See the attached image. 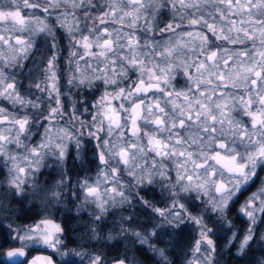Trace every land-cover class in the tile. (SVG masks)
<instances>
[{"label": "snow or ice", "instance_id": "obj_1", "mask_svg": "<svg viewBox=\"0 0 264 264\" xmlns=\"http://www.w3.org/2000/svg\"><path fill=\"white\" fill-rule=\"evenodd\" d=\"M68 86L100 95L89 105ZM49 168L56 183L33 179L29 193ZM157 187L162 206L144 195ZM41 195L45 212L67 199L88 213L82 239L100 249L69 248L50 214L0 219V264H140L104 255L119 236L154 264H221L233 249L237 264H264V0H0V212ZM189 225L175 261L156 246L179 247Z\"/></svg>", "mask_w": 264, "mask_h": 264}, {"label": "flooded vegetation", "instance_id": "obj_2", "mask_svg": "<svg viewBox=\"0 0 264 264\" xmlns=\"http://www.w3.org/2000/svg\"><path fill=\"white\" fill-rule=\"evenodd\" d=\"M66 41H65V46H66ZM64 56H67V52H63ZM83 63V62H82ZM65 67H67V62L65 61ZM66 83V81H65ZM180 84H183V81L181 80L179 82ZM68 90L71 93V98L74 99L76 98L77 94H80V98L82 100H86L87 103L91 104L94 99L91 98V95L85 96L84 93L86 92L85 90L83 92L77 91L75 88H71L68 86ZM7 104V102L5 103ZM10 107V106H9ZM22 152V150H19ZM91 153V145L87 146V154L85 156V160L89 161L93 159V156ZM69 166L72 168V174H73V182H75L76 176L79 175L81 178L85 174L84 172H80V161L74 160L69 163ZM91 170L87 171V175L90 176L91 173H95L94 170V165H89L88 166ZM7 172V169L4 170ZM44 172V176L40 177L39 174L37 173L35 177H29L27 179V185H28V192L31 193V186L33 183V179H39L40 184L43 186L44 181L46 180L48 182V186H52L56 183V181L59 179V176L56 172H52L51 169H42ZM161 189L156 188L155 192L152 191H146L144 195L146 196L147 199L152 200L153 203H157V206H162V197L160 195ZM250 194V193H249ZM50 196V194H49ZM16 199H19L17 197ZM73 200H75V197H72ZM43 200V195L40 197H32L30 196L29 200L21 206L19 203H12L11 198L6 202L9 205V211L7 213L5 212H0V219H4L5 226L7 227L8 224H12L13 227H24L26 225H30L33 223L38 222L43 216L51 215V217L55 220V222L59 223L62 228L66 229V238L64 239V243L68 244L69 248H82L84 250L88 251H97L100 249L101 245H98V248L94 247H88L87 244L80 245L78 243V240H80L81 236L85 237L86 232L82 231V222H90V219L87 218V216L84 215H78L75 212L76 206H74L72 203H68L67 199L64 200L62 204L54 205L53 207L49 208L47 212H45V207L46 205L42 203ZM71 209V211H69ZM139 213H140V219L139 222L141 221L142 224H149L150 221L148 220V214L147 212L138 206ZM14 213V214H13ZM238 214L234 213L232 219H235ZM81 226V227H80ZM236 227L238 230H242V228L245 227L243 222L237 221ZM264 227V226H262ZM165 231H172L170 228L167 229H161V232ZM188 231L185 230L183 233V239L181 241V244L179 247H173L171 244H169V237L165 235L163 237V242L158 243L156 246L157 247H164L165 244H168L169 247L167 249V252L169 254L170 259H173L174 261L176 260V256L180 255V250L183 248L186 251V243H187V237H188ZM117 239L120 240V247H119V252L116 251L114 248L113 249H107V247H112L111 245L113 243L107 244L104 247V254L105 256L108 257H115L121 253H126L128 256V259L131 261L133 259H138L140 261V264H154V261L158 259V257H154L151 252L147 251V245H140L139 243L132 244L130 242L131 238H125L123 236L117 237ZM0 240H3V236H0ZM69 241H74L75 243H69ZM222 240H219V245L220 247L222 246L221 244ZM17 243L14 239L8 241V244H14ZM116 241L114 242L115 245ZM255 249V256L258 255V258L261 256V249L254 245L253 246ZM138 249H143V251H137ZM108 252L106 253V251ZM235 250L233 249L231 254H225L227 255V261L228 264H231L229 262V259L235 260L237 259L235 256ZM175 252L176 255H172V253ZM52 250L48 249L46 252H31V257H35L37 255H48L51 254ZM147 257V258H146ZM23 259V258H20ZM77 259H79L77 257ZM60 258L56 257L57 264L59 262ZM8 264H11V262H8Z\"/></svg>", "mask_w": 264, "mask_h": 264}, {"label": "rangeland", "instance_id": "obj_3", "mask_svg": "<svg viewBox=\"0 0 264 264\" xmlns=\"http://www.w3.org/2000/svg\"><path fill=\"white\" fill-rule=\"evenodd\" d=\"M8 2V0H4V3H7ZM25 11H28V10H25ZM82 63V62H81ZM175 83V82H174ZM76 89V88H75ZM77 91H79V92H83L84 90L86 91V92H88L89 90H87V89H76ZM89 95H91V98L92 99H94V101H95V99H98V97H99V95H100V93L99 92H95L94 94H89ZM94 101L92 102V103H94ZM7 101H3L2 103H6ZM91 103V104H92ZM89 105H90V103H89ZM19 151V150H18ZM90 177H95V173H91L90 174ZM197 203H199V202H197ZM241 203H243V198L241 199ZM140 207V206H139ZM88 208H89V210H92V208H93V206H91V205H89L88 206ZM237 208H239V205H237ZM75 212H76V208H75ZM76 214H77V212H76ZM78 215H84V216H87V218H89L90 220H91V217L88 215V213H80V214H78ZM119 215H120V210H117L116 211V214L115 215H112V216H109V217H107L106 218V227L104 228V231H105V233H107L108 231H113L114 232V234H115V232H118L119 231V229H118V227L117 228H115V229H113V225H116L117 224V222L119 221ZM88 223L89 222H82V231H84V232H87V225H88ZM140 223H141V221H140ZM81 227V226H80ZM243 229V228H242ZM188 232V237H187V243H186V251H187V248H188V245L190 244V242L192 241V238H193V236L195 235V233L193 232V230H192V227H191V225H189V228L188 229H186ZM98 231H99V229H98ZM221 237H223L224 236V233L223 232H221L220 234H219ZM82 237H83V235L81 236V238H80V240H78V243L80 244V245H84V244H87V246L89 247V241L88 240H86V239H82ZM222 240V242H221V244H222V246H221V248H223V245H224V240L223 239H221ZM114 242H115V240L114 241H112L111 243H113L111 246L112 247H107V249L109 250H111V249H113L114 247ZM91 244L92 245H95V247L96 248H98V245H99V243L98 242H96V241H91ZM107 245V244H106ZM108 250L106 251V253L108 252ZM235 250V249H234ZM235 252V251H234ZM105 255V254H104ZM256 258H258V255H256ZM221 264H228V261H227V255H224V257H223V260L221 261Z\"/></svg>", "mask_w": 264, "mask_h": 264}, {"label": "trees", "instance_id": "obj_4", "mask_svg": "<svg viewBox=\"0 0 264 264\" xmlns=\"http://www.w3.org/2000/svg\"><path fill=\"white\" fill-rule=\"evenodd\" d=\"M90 154H92V152H91ZM229 262H230L231 264H237V259H235V260L229 259Z\"/></svg>", "mask_w": 264, "mask_h": 264}]
</instances>
